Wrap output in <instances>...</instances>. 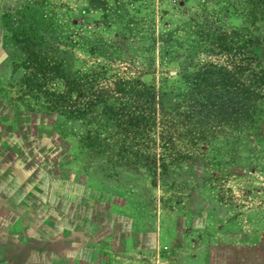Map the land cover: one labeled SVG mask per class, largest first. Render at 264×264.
<instances>
[{
	"label": "rangeland",
	"instance_id": "obj_1",
	"mask_svg": "<svg viewBox=\"0 0 264 264\" xmlns=\"http://www.w3.org/2000/svg\"><path fill=\"white\" fill-rule=\"evenodd\" d=\"M250 9L0 0V264H264V17ZM36 17L33 44L16 40ZM225 71L248 102L212 90Z\"/></svg>",
	"mask_w": 264,
	"mask_h": 264
},
{
	"label": "trees",
	"instance_id": "obj_2",
	"mask_svg": "<svg viewBox=\"0 0 264 264\" xmlns=\"http://www.w3.org/2000/svg\"><path fill=\"white\" fill-rule=\"evenodd\" d=\"M249 5L251 7V14L255 15V16H258V15H261L264 17V0H249ZM37 21L36 22H32L29 21V25L27 27V29H21L20 31H17L14 36H15V39L20 41V42H24L28 45H31L33 44V41H32V38H34L31 34V32H29L28 30H34L35 31V28L37 26H41L42 22L39 21V19L36 17ZM233 36H237L240 32L237 30V29H230V32ZM249 44V43H248ZM28 67V66H26ZM30 68V67H29ZM41 71V69H38V71L34 72V76L31 77L29 76L28 77V80H32V79H35L36 75H37V72L39 73ZM245 71L243 70L242 74L244 73ZM209 75L213 74L212 70H210V72H208ZM221 76H222V79H220L221 82H218V81H215V83L213 82L211 84L212 86V90L214 91L215 89H219L221 87V85L223 83L226 84V86H229V87H232V85L234 87H236V89H239V87H241L242 89L244 88L245 89V96H246V100L248 102V85L240 82L238 80V78L235 76L234 77V74L230 73V72H226L225 73H221ZM224 76V78H223ZM208 79L212 78V76H208L207 77ZM233 78V80H231ZM262 79H264V76H261ZM209 90V89H208ZM212 90H209L207 92V96H209L210 99V102L213 103V99H212ZM239 90H231L229 88V94H231L232 96V100L237 104V105H243L244 106V103L242 102V100L240 99V95H239ZM196 102V100H194ZM193 100L192 101H189L187 102L185 105H189V106H193L195 104H198L201 102L200 99L197 100V102L195 103ZM203 105V103H202ZM247 108V107H246ZM188 109V108H187ZM189 111V110H188ZM187 115V113H185ZM171 123H172V126L175 125V123H185V118L183 117L182 115V112H175L172 117H171ZM176 126V125H175Z\"/></svg>",
	"mask_w": 264,
	"mask_h": 264
}]
</instances>
